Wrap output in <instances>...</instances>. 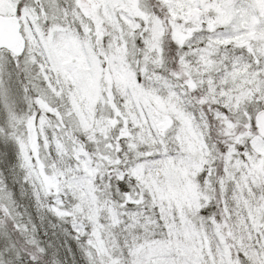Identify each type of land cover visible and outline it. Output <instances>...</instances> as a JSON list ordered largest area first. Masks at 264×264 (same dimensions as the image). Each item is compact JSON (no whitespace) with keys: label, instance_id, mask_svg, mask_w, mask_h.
<instances>
[{"label":"snow or ice","instance_id":"6c2138e0","mask_svg":"<svg viewBox=\"0 0 264 264\" xmlns=\"http://www.w3.org/2000/svg\"><path fill=\"white\" fill-rule=\"evenodd\" d=\"M0 264H264V0H0Z\"/></svg>","mask_w":264,"mask_h":264}]
</instances>
